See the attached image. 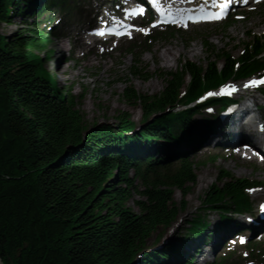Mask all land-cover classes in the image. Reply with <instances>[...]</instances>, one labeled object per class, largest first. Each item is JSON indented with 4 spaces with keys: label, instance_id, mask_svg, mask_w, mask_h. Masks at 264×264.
Wrapping results in <instances>:
<instances>
[{
    "label": "trees",
    "instance_id": "obj_1",
    "mask_svg": "<svg viewBox=\"0 0 264 264\" xmlns=\"http://www.w3.org/2000/svg\"><path fill=\"white\" fill-rule=\"evenodd\" d=\"M14 0H0V24L7 22L6 6ZM23 14L33 0H21ZM51 1L50 7L71 11L77 0ZM40 5L35 9H39ZM264 11V9H263ZM228 21L221 25L226 30ZM0 34V258L3 264H167L173 250L145 252L147 240L160 227H169L180 212L174 192L186 197L196 183L193 162L141 165L131 156L161 137L182 142L194 139L189 132L194 108L175 111L179 104L193 101L203 91L228 79L251 75L264 67L256 56L258 38L232 59L205 41L211 56L223 59L202 71L186 64L183 69L163 74L165 87L154 97L138 94L132 87L123 91L125 101L140 105L142 117L137 129L130 114L117 116L115 126L88 125L80 112L82 95L60 89L44 68L36 52L46 48L47 38L38 29ZM175 33H157L168 40ZM251 49H249V46ZM220 53V54H219ZM48 55V54H47ZM239 66L235 68L234 64ZM134 76L144 77L134 73ZM188 76V77H187ZM186 79H188L187 85ZM185 87L183 99L180 88ZM227 100L220 101L226 103ZM212 103L218 101L212 100ZM137 129V130H136ZM134 131L126 137V132ZM181 135L179 136V133ZM196 137V136H195ZM123 149H120L121 145ZM212 158L208 163H216ZM134 172V179L129 172ZM112 180V181H111ZM139 180L142 190L134 186ZM252 182L221 171L202 197L205 210L242 212L249 207L244 188ZM133 194L142 201L134 213L127 203ZM227 222L231 218H225ZM193 236L206 227L201 216L186 221ZM229 258L214 264L229 263ZM231 264V262H230Z\"/></svg>",
    "mask_w": 264,
    "mask_h": 264
},
{
    "label": "rangeland",
    "instance_id": "obj_2",
    "mask_svg": "<svg viewBox=\"0 0 264 264\" xmlns=\"http://www.w3.org/2000/svg\"><path fill=\"white\" fill-rule=\"evenodd\" d=\"M100 2L104 3V0H92L91 10L97 9L96 5ZM259 10L257 9L254 13L249 14L244 21L236 22L226 30L221 29V24L201 25L190 28L187 31L179 30L169 40L147 41L149 46H146L149 48L147 47L146 50L142 46V41L144 40L142 34L135 36L133 41L126 38L120 42H116L117 47L114 50L112 48L115 45L112 43L106 46L100 45L95 48L96 51L94 53H89L88 58H81L80 63H76L73 69H70V67L72 68L70 64L69 66H65V68L67 67V76L63 77L57 86L59 88L65 86L64 89L71 90L73 95L83 96L81 102H79V109L88 125L108 124L115 126L117 116L125 112L130 114L133 122L139 127L142 117L141 107L140 105H131L125 101L123 97L125 88L132 87L138 94L147 97L159 95L165 87L163 74L174 70L176 68V62L179 59L189 60L201 66L207 65V54L204 48L205 41L214 47L216 51L223 49L229 52L234 58H237L242 53L243 47L241 42L247 39V32L253 35L260 33L264 29V11ZM58 19V17L55 18V20ZM92 19L93 16L87 18L85 23L82 24V30H78V26H76V22L74 21L65 27L61 21L58 23V28L63 27L61 35L65 48L62 51L64 56L70 55V57L76 58L82 55L84 50L88 49L87 44H83L81 37L84 28ZM43 20L44 16L31 18L14 17L11 21L15 25L7 23L0 24V34L9 37L15 31H19L20 28L23 29L21 32H24L26 29H37V22ZM95 21L96 19L92 23ZM68 37L70 41H68ZM51 42L47 43V47L44 50L36 52L41 58L51 50L54 51V40L51 39ZM130 42L133 44L131 45ZM171 47H174L176 50H172L173 55L172 58H169L170 62L167 66L162 63L160 58L161 51ZM68 48H71L73 51L69 53ZM194 53L197 55L193 56ZM54 61L53 59L49 62L44 60V68L49 74L55 73L56 67H53L55 64ZM218 61L222 63L223 59H218ZM62 68H64V65L61 66ZM134 73L141 74L147 77V79L139 77V75L134 76ZM55 79L57 80V78ZM187 80L185 86L187 85ZM135 84H138V87ZM176 110H181V107L176 108ZM260 116H264V108ZM196 118L198 120L201 119V117ZM240 131L235 130V134L238 135ZM215 150L213 147H204L201 151L188 156L189 161L198 163L195 166L196 183L191 187L186 197H183L179 191L174 192V201L178 205L184 201L186 203V210L185 212H180L171 227H160L153 232L147 240L145 248H154L158 245L167 247L171 237L175 236L180 238L186 234V221L196 215H202L204 220L211 222L217 219L216 213H205V211H202L201 200L212 183L216 182V177L221 171L225 170L230 172L235 178H249L264 181V166L242 161L235 156L233 159H219L213 164H199L205 160L203 157L208 152L214 153ZM129 177L134 179V172L130 171ZM201 177L204 180L200 182L201 187H199L198 179ZM134 186L142 190V185L139 181L135 180ZM257 194L261 196V199H264V189ZM142 199L141 196L133 194L127 206L134 213H139L140 209L135 203L142 201ZM174 230L175 232H173ZM233 247L241 250V248L237 247V242H234V245L231 242H227L226 246L218 254L226 252L227 248L230 249ZM171 260L172 258L169 257L166 259V262L170 264ZM195 260L199 262L197 257ZM196 261L195 263H197ZM244 262H247V258Z\"/></svg>",
    "mask_w": 264,
    "mask_h": 264
},
{
    "label": "snow or ice",
    "instance_id": "obj_3",
    "mask_svg": "<svg viewBox=\"0 0 264 264\" xmlns=\"http://www.w3.org/2000/svg\"><path fill=\"white\" fill-rule=\"evenodd\" d=\"M144 0H140V3L143 4ZM212 5L214 8H217L218 11H212V12H208L207 14H204L203 11V6H200V16L199 17H194L189 15L187 18L188 19H192V20H196V19H205V20H217V19H221L222 17L227 15L228 9L230 7V5H232L233 0H211ZM242 2L247 3L248 0H242ZM148 3L150 5H152L153 7L156 6L157 0H148ZM157 11H159V8L156 9ZM145 8L144 7H140V8H133L131 10L125 9V15H133L136 16L138 14H142L144 13ZM161 15H163V13H161ZM159 22H163V21H159ZM172 23H176V19H173L171 21ZM181 23H183V20L181 19ZM155 26V24H153V27ZM140 31H144L146 32V29L140 28ZM110 33H115L116 35H120V32H117L115 29H109L108 30ZM102 34V33H100ZM258 84L260 85H264V78H260L259 81L253 80V81H249L246 84L243 85L244 88H250V87H257ZM237 89L235 88V86H226L225 88L221 89V94L222 95H232L234 92H236ZM208 95H212V93H208ZM248 145H245V147H247ZM260 212L262 214H264V205L260 206ZM251 221V217L248 218ZM243 237L240 238V242L243 243ZM235 242V241H234Z\"/></svg>",
    "mask_w": 264,
    "mask_h": 264
},
{
    "label": "bare ground",
    "instance_id": "obj_4",
    "mask_svg": "<svg viewBox=\"0 0 264 264\" xmlns=\"http://www.w3.org/2000/svg\"><path fill=\"white\" fill-rule=\"evenodd\" d=\"M262 34H264V29L260 32V33H256V34H251L250 32H247V35H246V37H247V39L246 40H244V41H242L241 42V44H242V47L243 48H245L248 44H250L252 41H254V39L255 38H257L259 35H262ZM204 48H206V47H204ZM64 49V47L62 46L61 47V49L60 50H63ZM172 50H176L174 47H171V48H165V49H163L162 51H161V60H162V63L163 64H165V65H167L168 66V63L170 62V59L169 58H172V55H173V53H172ZM223 50V49H222ZM193 51V50H192ZM221 51V50H220ZM220 51H218V52H220ZM194 52V51H193ZM205 52H206V54H207V60H208V63H207V65L206 66H201V65H198V64H196V63H194V62H191V61H189V60H185V59H179L177 62H176V68L174 69V70H171V71H168V72H173V71H175V70H177V69H183V67L186 65V64H190V65H196V66H200L201 67V69H202V71H205L207 68H208V66H209V63H211V62H214L215 63V66L217 67V68H221L223 65H222V63H220V61H218V58L216 57V56H211L210 55V53L208 52V51H206V49H205ZM222 52H224V53H227L232 59H234V57L229 53V52H226V51H222ZM220 54V53H219ZM197 54H193V56H196ZM219 64H221V65H219ZM170 65V64H169ZM178 71V70H177ZM168 72H165V73H168ZM64 73H67L66 71L64 72ZM164 73V74H165ZM188 77V76H187ZM135 86L136 87H138V84H135ZM255 102L258 104V105H261V103H262V101H261V99L260 100H255ZM259 117H256V119H258ZM242 129V132H243V134H242V136H241V134H239L238 133V136H239V140H241V141H246V140H250L251 139V136H250V132H251V126L250 125H248V126H246V127H243V128H241ZM237 136V137H238ZM241 136V137H240ZM197 178V177H196ZM204 180V178L203 177H201V178H199L198 179V182H199V187H201V185H200V182L201 181H203Z\"/></svg>",
    "mask_w": 264,
    "mask_h": 264
},
{
    "label": "water",
    "instance_id": "obj_5",
    "mask_svg": "<svg viewBox=\"0 0 264 264\" xmlns=\"http://www.w3.org/2000/svg\"><path fill=\"white\" fill-rule=\"evenodd\" d=\"M0 264H3V262H2V260H1V258H0Z\"/></svg>",
    "mask_w": 264,
    "mask_h": 264
}]
</instances>
